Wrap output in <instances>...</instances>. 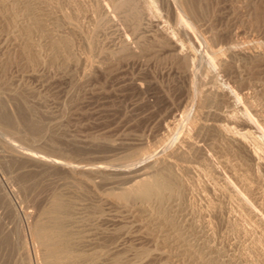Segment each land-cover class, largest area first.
Instances as JSON below:
<instances>
[{
	"label": "rangeland",
	"instance_id": "374dc122",
	"mask_svg": "<svg viewBox=\"0 0 264 264\" xmlns=\"http://www.w3.org/2000/svg\"><path fill=\"white\" fill-rule=\"evenodd\" d=\"M0 114V264H264V0H0Z\"/></svg>",
	"mask_w": 264,
	"mask_h": 264
},
{
	"label": "bare ground",
	"instance_id": "6f19581e",
	"mask_svg": "<svg viewBox=\"0 0 264 264\" xmlns=\"http://www.w3.org/2000/svg\"><path fill=\"white\" fill-rule=\"evenodd\" d=\"M0 116H1V114H0ZM5 118H6V116H5ZM23 153H25L26 155H28L30 157L37 158V159H40L43 161H47V162H50L52 164H58V165H62L64 167L65 166L74 167L73 164L71 165V163L63 162V161L61 162L59 160L49 158L50 156L49 157L38 156V155H35L31 152H28L27 150L26 151L24 150ZM121 168H123V167H121ZM158 179H159L158 177H154V178L150 179L149 181L143 183L140 186L141 191L144 193H149L151 190L157 189L160 185V182ZM63 212L64 211L62 209L61 204H59L56 201L53 202L50 206H48L46 209H44V211H43L44 216L39 221V224L35 228V236H36L37 240L44 247V252H42L43 253V263L44 264H82L83 262H85L87 260L92 261L94 263H97V261L100 257V255L98 253H92L90 255H86L83 253H75L74 252L75 249H73V247H71L69 245H61V246L57 245V243L60 242L61 239H63V238H64V240L67 239L66 233L59 234L57 232L59 228H62V222L65 218V214ZM3 243L5 244L4 240H3ZM3 243H2V245H4ZM0 260H1V258H0ZM104 264H122V263L120 260V256H116L113 258L112 262H110V263L104 262Z\"/></svg>",
	"mask_w": 264,
	"mask_h": 264
}]
</instances>
